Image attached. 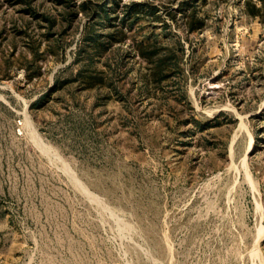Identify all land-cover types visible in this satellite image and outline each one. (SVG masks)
<instances>
[{
	"label": "rangeland",
	"instance_id": "rangeland-1",
	"mask_svg": "<svg viewBox=\"0 0 264 264\" xmlns=\"http://www.w3.org/2000/svg\"><path fill=\"white\" fill-rule=\"evenodd\" d=\"M247 1L0 0V264H264Z\"/></svg>",
	"mask_w": 264,
	"mask_h": 264
},
{
	"label": "trees",
	"instance_id": "trees-1",
	"mask_svg": "<svg viewBox=\"0 0 264 264\" xmlns=\"http://www.w3.org/2000/svg\"><path fill=\"white\" fill-rule=\"evenodd\" d=\"M259 1V2H258ZM248 0L246 2V11L254 17H263L264 16V0ZM85 3L80 4V8H84ZM135 6H144V3H132L130 4V8ZM106 12V18L110 20V14L108 8L103 9ZM80 11V9H79ZM99 12V10H98ZM203 20L198 18L196 14L193 12L191 16L185 22V26L188 31H192L194 29L200 28L203 25ZM87 27V26H86ZM111 36V35H110ZM89 37L94 40L97 47H104L106 43L104 41H100L96 39L95 34H90ZM160 42L155 39L153 42H145L137 45L140 55L145 57L149 62L153 64L152 67V76L154 80L162 81L168 77V73H164L166 62L168 59V53L172 51L170 47L163 46L159 44ZM90 78L93 75H89Z\"/></svg>",
	"mask_w": 264,
	"mask_h": 264
},
{
	"label": "bare ground",
	"instance_id": "bare-ground-1",
	"mask_svg": "<svg viewBox=\"0 0 264 264\" xmlns=\"http://www.w3.org/2000/svg\"><path fill=\"white\" fill-rule=\"evenodd\" d=\"M68 164L66 163V166H67ZM69 168V167H68ZM71 171V170H70ZM72 174H73V171L71 172ZM74 175V174H73ZM250 176V175H249ZM76 177V176H75ZM77 178V177H76ZM250 180H251V178H250ZM80 181V180H79ZM254 186V185H253ZM94 194V193H93ZM92 196V195H91ZM94 196H96V195H94Z\"/></svg>",
	"mask_w": 264,
	"mask_h": 264
}]
</instances>
